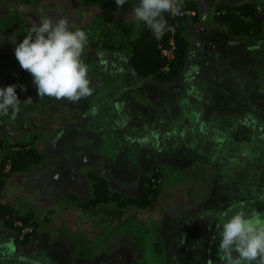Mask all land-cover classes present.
<instances>
[{"label": "rangeland", "instance_id": "1", "mask_svg": "<svg viewBox=\"0 0 264 264\" xmlns=\"http://www.w3.org/2000/svg\"><path fill=\"white\" fill-rule=\"evenodd\" d=\"M196 1L200 21L186 31V68L161 84L128 63L127 44L140 28L132 0L121 7L116 0H0V87L17 85L20 99L0 114V139L32 141L43 153L4 177L2 199L36 227L27 225L28 242L18 246L23 230L0 220V264H223V221L241 208L264 214V0H249L263 19L254 37L229 36L212 22L217 0ZM41 16L67 17L88 36L92 93L77 103L37 96L15 57ZM116 66L119 73L109 69ZM87 169L127 195L136 193L140 173L156 169L158 203L120 214L115 203L82 208L68 193L91 194ZM78 244L93 255L78 256ZM14 255L21 262H7Z\"/></svg>", "mask_w": 264, "mask_h": 264}, {"label": "trees", "instance_id": "2", "mask_svg": "<svg viewBox=\"0 0 264 264\" xmlns=\"http://www.w3.org/2000/svg\"><path fill=\"white\" fill-rule=\"evenodd\" d=\"M132 1L134 5L139 2V0ZM200 13L201 6L196 0H184L181 15L172 17L165 14L168 28L159 38L140 21L137 35L127 44V60L136 75L142 79H154L161 84H169L179 78L186 68L190 51V41L186 31L200 21ZM212 22L222 27L231 37H254L261 33L263 19L252 1L217 0L212 7ZM93 44L105 50L115 49L114 44L105 41H97ZM0 150H2L0 156V220L6 227L16 229L18 232L30 224L34 229L36 225L30 223V216L16 215L12 205L2 199L1 191L4 188V177L41 162L43 153L32 141L7 143L0 139ZM6 167H8L7 171L4 172ZM86 176L91 182L90 195L80 196L68 193V197L82 208H95L99 204L115 203L118 207L116 212L120 214L124 207L153 208L158 203L162 178L156 169L150 174H139L137 191L133 195L123 194L114 189L107 177L90 169H87ZM28 239L29 233L24 232L21 238L16 234L15 242L18 246H22L28 242ZM76 251L77 255L83 258H90L93 255L92 247L80 248L78 244ZM9 258L7 262H21L19 256H9Z\"/></svg>", "mask_w": 264, "mask_h": 264}, {"label": "clouds", "instance_id": "3", "mask_svg": "<svg viewBox=\"0 0 264 264\" xmlns=\"http://www.w3.org/2000/svg\"><path fill=\"white\" fill-rule=\"evenodd\" d=\"M125 2L116 0L118 7ZM183 4L184 0H139L131 13L159 38L168 28L165 14L181 15ZM87 43L86 32L67 17L54 21L41 16L16 45L15 57L31 74L37 96L77 103L92 93L88 65L83 59ZM16 87H0V114L18 108ZM20 87L21 91L27 90L24 85ZM27 100L30 102V98ZM223 215L227 214H222V219ZM218 254L223 264H264V214L241 208L224 220Z\"/></svg>", "mask_w": 264, "mask_h": 264}, {"label": "crops", "instance_id": "4", "mask_svg": "<svg viewBox=\"0 0 264 264\" xmlns=\"http://www.w3.org/2000/svg\"><path fill=\"white\" fill-rule=\"evenodd\" d=\"M109 69H112L113 71H115V72H117V73H119V70H120L119 67H117V66L114 67V68H111V67H110Z\"/></svg>", "mask_w": 264, "mask_h": 264}, {"label": "built area", "instance_id": "5", "mask_svg": "<svg viewBox=\"0 0 264 264\" xmlns=\"http://www.w3.org/2000/svg\"><path fill=\"white\" fill-rule=\"evenodd\" d=\"M26 230H29V231H30V230H31V227H26V228H24V229H23V233H24Z\"/></svg>", "mask_w": 264, "mask_h": 264}]
</instances>
